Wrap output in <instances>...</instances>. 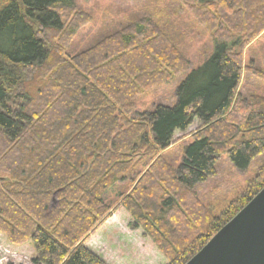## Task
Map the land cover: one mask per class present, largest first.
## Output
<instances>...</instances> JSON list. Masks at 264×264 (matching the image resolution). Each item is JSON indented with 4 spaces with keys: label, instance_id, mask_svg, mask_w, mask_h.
Masks as SVG:
<instances>
[{
    "label": "trees",
    "instance_id": "16d2710c",
    "mask_svg": "<svg viewBox=\"0 0 264 264\" xmlns=\"http://www.w3.org/2000/svg\"><path fill=\"white\" fill-rule=\"evenodd\" d=\"M179 2L209 33L195 65L149 16L70 55L87 19L72 17L74 0H0V231L31 241L34 264H107L84 242L118 205L166 264H184L264 185V93L240 88L244 70L264 79L241 64L264 33V0ZM172 81L168 101L136 108L137 96ZM194 119L168 160L174 131ZM223 155L254 171L215 210L196 187Z\"/></svg>",
    "mask_w": 264,
    "mask_h": 264
},
{
    "label": "rangeland",
    "instance_id": "374dc122",
    "mask_svg": "<svg viewBox=\"0 0 264 264\" xmlns=\"http://www.w3.org/2000/svg\"><path fill=\"white\" fill-rule=\"evenodd\" d=\"M76 10L73 16H85L83 23L66 45L67 54L84 50L102 35L117 28L149 16L164 30L173 35L180 50L192 65L200 62L210 47L209 33L184 9L179 0H74ZM241 64L246 68H260L264 71V33L259 34L242 51ZM175 81L162 82L137 96L136 108L151 107L156 101H168L173 94ZM240 88L264 93V79L242 73ZM199 125L197 120L184 130L174 131L171 145L163 150L168 160L179 159L190 134ZM221 156L218 172L214 178L196 187L204 202H213L215 210L241 191L245 179L253 175L252 165L245 171H237ZM3 176H0L2 180ZM115 192L113 198L118 199ZM117 197V198H116ZM115 205V204H114ZM85 246L107 264H166L167 259L141 227L134 226L128 211L118 205L116 209L93 231L84 242ZM35 249L31 241L13 243L0 231V264H34Z\"/></svg>",
    "mask_w": 264,
    "mask_h": 264
},
{
    "label": "water",
    "instance_id": "95a60500",
    "mask_svg": "<svg viewBox=\"0 0 264 264\" xmlns=\"http://www.w3.org/2000/svg\"><path fill=\"white\" fill-rule=\"evenodd\" d=\"M184 264H264V185Z\"/></svg>",
    "mask_w": 264,
    "mask_h": 264
}]
</instances>
